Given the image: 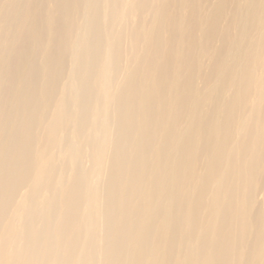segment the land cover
Wrapping results in <instances>:
<instances>
[{
  "label": "bare ground",
  "instance_id": "bare-ground-1",
  "mask_svg": "<svg viewBox=\"0 0 264 264\" xmlns=\"http://www.w3.org/2000/svg\"><path fill=\"white\" fill-rule=\"evenodd\" d=\"M0 264H264V0H0Z\"/></svg>",
  "mask_w": 264,
  "mask_h": 264
}]
</instances>
